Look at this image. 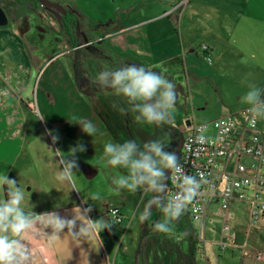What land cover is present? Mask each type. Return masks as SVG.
Returning <instances> with one entry per match:
<instances>
[{
  "label": "rangeland",
  "instance_id": "1",
  "mask_svg": "<svg viewBox=\"0 0 264 264\" xmlns=\"http://www.w3.org/2000/svg\"><path fill=\"white\" fill-rule=\"evenodd\" d=\"M30 1L31 7L23 4L24 0L20 3L17 0H0L1 6L7 8L13 24L22 29L28 26L35 39L41 41V44L37 41L36 45L31 44L32 53H45V49L51 48L47 52L48 57L44 59L46 63L41 62L36 67V81L21 97L26 110L24 116L19 114L23 133L22 139L15 144L18 143L16 147H21L24 139V146L19 154V167H23L20 168L16 181L18 186L20 182L25 189V204H31L37 214L55 210L64 216L69 214L74 206L87 208L89 205L83 203L85 198L87 203L92 204L91 219L103 217L113 224L111 231L105 229L98 238L101 239V264H114L115 253L118 251L120 255L116 264H264V234L261 233L264 223L263 226L250 227L248 214L243 215L244 221L239 224L235 217L232 219L228 236L227 225L215 215H208L204 220L196 222L189 215L183 214L174 222V235L154 230V224L164 219L161 211L156 218L151 217L156 210L155 206H152L147 220L139 219L155 194L144 189L134 193L116 190L112 180L125 174L126 170L108 166L101 161L104 143L109 140L123 143L134 139L143 145L147 141L159 140L166 150L178 151L181 145L180 137L165 129L162 124L149 125L137 120L138 113L133 112L128 100L116 91L112 95L122 98L120 102L129 105L127 108L131 112L127 113L121 105L113 104L105 94L81 89L76 63L72 70L70 60L66 56H60L62 39L59 36L54 41L58 33L54 29L55 24L51 21L50 14L60 20V13L52 10L48 13L45 8L39 9L35 7L33 0ZM59 3L66 9L79 10L81 36L83 37V32L86 35L81 42L87 46L82 67L97 79L103 71H115L131 64L127 58L140 63L146 60L153 62L151 54L154 53V57L161 59L158 43H163V39L164 43L171 44L164 46L162 54L172 56L182 53L183 44H186V48L193 50L190 68L207 71L206 67L210 65L208 61L201 55L197 57L194 52H199L203 44L208 45L211 41L217 43V31L224 27H235L237 24L242 26L246 15L252 16L254 11H258L264 16V0H62ZM191 3L197 7L198 17L194 20L187 17L182 35L174 15H178L183 7L189 10ZM196 7L193 8L196 10ZM164 11L175 14L164 16ZM44 33L46 35L43 37ZM42 37L46 43L51 42L47 47L42 43ZM154 47H157L158 51H152ZM71 53L72 60L74 52ZM163 58L165 59L164 56ZM179 65L176 63L177 67ZM206 76L208 75L203 76L206 79L192 80L195 89L196 85L201 91L211 87V78ZM218 77L220 81L227 79V76H222L221 73ZM189 81L191 79L183 76L180 83H175L178 99L172 124L177 129H184L188 120L203 124L221 118L222 105L229 98V91L224 89H219L218 93L206 91L203 99H200V96L194 98L192 94L195 89L190 86ZM225 85L228 86V82ZM212 104L220 105L213 108ZM74 115L91 121L103 135L91 137L85 134L81 127L75 124L77 121L72 120ZM42 118L45 120H40ZM47 130L58 133L57 144H52ZM209 131L214 133L212 124ZM78 142L83 143L87 149L83 153H77L79 171L76 173V188L79 192L73 190L71 184L56 179L59 158L54 153L57 148L68 153ZM4 144H7L5 135ZM9 148L10 151L13 150V147ZM2 154L0 173L10 172L11 175L14 165L13 161L9 165L6 164L7 147L3 148ZM243 163L248 168L257 165V161L252 158H245ZM90 193H98L100 199L91 200ZM65 206L68 209H64ZM149 221L154 222L149 224ZM143 232L147 237L144 235L142 239ZM253 236L254 238L249 240ZM72 240V236L68 234L56 240L64 264L66 256H76L74 245L70 244ZM125 254H130L128 260Z\"/></svg>",
  "mask_w": 264,
  "mask_h": 264
},
{
  "label": "clouds",
  "instance_id": "2",
  "mask_svg": "<svg viewBox=\"0 0 264 264\" xmlns=\"http://www.w3.org/2000/svg\"><path fill=\"white\" fill-rule=\"evenodd\" d=\"M206 60L211 63L210 58ZM160 67L154 65L146 68L128 64L115 71L101 72L98 81L127 98L132 105L131 110L138 113L137 120L149 125L171 124L178 91L176 84L168 79L163 71L156 70ZM242 83L247 85L248 91L241 96V103L249 106L248 112L253 120L264 118V89L249 83L247 78ZM72 120L77 121L75 124L88 136L103 135L91 121L75 115L72 116ZM47 135L51 137L53 145L59 142L58 133L47 130ZM203 139V136L198 137V140ZM86 150V146L78 142L68 153L62 152L59 148L54 151L59 158L56 179L71 184L73 190L77 192H79L76 188V173L79 171L77 153ZM51 151L53 152L52 149ZM100 159L108 166L126 170L125 174L112 180L116 190L134 193L144 189L155 194L139 219L147 220L152 206H155L163 213L164 219L154 224V230L166 235L176 234L174 222L201 195L202 186L206 183L203 173L189 175L177 152L166 150L165 145L159 140L147 141L143 145L134 139L123 143L109 140L104 143ZM169 173L170 179L178 188V191L170 195L167 183ZM25 198L26 192L21 183L19 182L18 186V182L10 179L7 172L0 173V264H31L32 249L23 237L25 234L35 232L37 224L49 230L45 233L49 243L59 240L64 234L71 235L76 240L89 239L93 236L100 238L105 229L109 231L113 229L109 219L90 218L93 208L85 198L83 203L89 205L87 208L74 206L71 212L64 216L55 210L37 214L31 204H25ZM89 198L96 201L100 196L98 193H90Z\"/></svg>",
  "mask_w": 264,
  "mask_h": 264
},
{
  "label": "crops",
  "instance_id": "3",
  "mask_svg": "<svg viewBox=\"0 0 264 264\" xmlns=\"http://www.w3.org/2000/svg\"><path fill=\"white\" fill-rule=\"evenodd\" d=\"M51 1L59 3V1L62 0ZM172 1L177 2L182 0ZM180 4L181 3H179V5ZM38 7L40 9L42 8V5ZM193 7H196V5L194 3H191V5H189V10L188 8L184 9L183 7L178 15H174L175 13H168L167 11H164L163 15L166 16L167 14H173L174 17L176 16V22H178V24L180 25L183 35V24L187 22V17L189 16L193 20L194 18L198 17L196 12L197 7L196 10ZM43 8H45L48 13H51L49 10H51L52 8ZM52 11L58 10L52 9ZM78 11L77 9L73 10V12H75V14L80 17V12ZM222 14H224V12H222ZM8 16L10 18L9 24L5 27H0V154L1 157H3V148L7 147V157H5L6 164L9 165L11 161H13L14 169L12 170V174L14 173V176H12V174L9 175L10 172L7 174L10 179L16 180L19 176L20 168L23 167V165L19 167V164L21 163L19 162V154L22 150L21 147L24 146V139L21 142V147H16L19 143V139H22L23 133L19 123V114H23L24 116L26 110L21 97L25 95L27 89H29L36 81V78L38 77V71L36 67L41 62H43L42 64L46 63L44 62V59L48 57L47 52H49L51 48H48V50L45 49V51H47L45 53H41L40 51L32 53L30 49L31 44H37V40L32 34V30H28V26L25 29H22L19 25H14L11 16L9 14ZM50 18L51 21L55 24L54 29L58 33V36L54 38V41H56V38H58L59 36L63 41V43L61 44L63 45V47H61L62 49H60V46H58V49H60V56H66L70 60L73 70V65L75 64L76 60L75 57L72 60L70 59V49L73 47H71L68 42V34L63 27L64 25L62 26V23L55 15L50 14ZM217 33V43L211 41V43L208 44L211 48L210 55L213 58V62L212 64L208 65L209 67H206L207 71H199V68H190V59L193 55V50L186 48V44L184 45L183 42V49L181 48L183 50L182 53H177L172 56L162 54L164 46L167 47L171 44L170 42L164 43V39L163 43H158L161 49V59L154 57V53L151 54L153 62H148L145 59L146 61L142 62L144 64L140 63L137 60L134 61L131 58L127 59H129L128 61L130 63L132 62L131 64L144 66L146 68L152 67L154 65H160L161 67L156 70L163 71L165 76L174 83H180L182 81V77L184 76L186 79H191V81H189V84L191 86L192 80L199 81L201 79H206L203 76L208 75L206 77L211 78V87L207 86L208 88H204L201 91L198 85H196V89L195 86L192 85V87L195 89V92L192 94L193 97L195 98L196 96H200V99H203L202 96L205 97L204 94L206 93V91H208L209 93H212L213 91L215 93H218L219 89L227 90L229 91V98L224 102V105H222V116H220L226 117L231 114H235V112L237 111H239L238 113H240L245 107H249L248 105L241 103V96H243L248 91L247 85L243 84L242 81L247 78L249 83H254L261 89H264V16L262 13L254 11V14L252 16L246 15V21L242 26L239 27L237 24L235 27H224L221 31H217ZM83 34H85V32H83ZM45 35L46 34L44 33L43 37ZM43 37L42 43L45 45V47H47L51 42L46 43L45 39L43 40ZM169 40L170 39L168 38L167 41ZM37 42L41 44V41ZM155 49H157V47L152 48V51H154ZM194 53H196L197 57L201 55L200 51ZM163 56L165 57V59L163 58ZM142 59H144V57H142ZM156 60L158 61V63H156ZM176 63L180 64L179 67L176 66ZM42 64H40V66ZM220 73L222 74V76H227V79L224 81H220L218 77L220 76ZM174 77H178V81L175 80ZM212 82H215L216 84H212ZM227 82L228 86L225 85ZM114 92L115 90L113 89L111 91L105 90L104 92H101V95H107L113 104L121 105L127 113L131 112V110L127 108L130 107L129 105H124L122 102H120L122 98H116L112 95ZM219 105L220 104H212L211 106H213V108H216ZM237 115L241 116L240 114ZM190 122L198 123L194 120H188L187 125L186 127H184V129H177L175 127L173 128L181 132L183 130L186 132L190 126V124L188 125V123ZM171 125L174 126L172 123ZM181 132L176 133L177 136H179ZM4 135L7 144H4ZM211 135H214V133ZM16 142L18 143L15 144ZM9 147H13V150L10 151ZM244 159L245 158L241 159L242 163ZM236 162L237 157H234L232 159V163L230 164H227L224 159H218V163L221 166H228V169L231 171L235 170ZM255 167L256 164L251 166V168ZM220 189H223V184L220 186ZM221 203L222 200L220 197L214 198L210 204L208 215H215L218 219L224 221L223 214L225 213L220 210ZM242 205H246L247 207L245 208ZM64 209H68V207L65 206ZM247 210L248 205L246 203L241 201H234L230 213L233 215V217H235V221L237 220L239 224L240 221H244L243 215L248 214ZM122 212L125 214L124 211ZM249 226L257 227L252 224ZM47 231L49 230L44 229L42 225L37 224L35 232L25 234L23 237V240L32 249L33 259L31 264H64L63 258L58 251L59 246L57 242H48L45 235ZM261 233L264 234V227L261 230ZM252 238H254V236L250 237L249 240H252ZM72 243L76 250V256L74 258L66 256V264H101V239L98 240V238L96 239V237L93 236L89 239H73L70 244ZM62 250L64 251V242L62 243ZM119 255V251L115 253L114 264L117 263ZM125 255H127L126 260H128L130 254ZM138 258L139 256L137 253V262L139 261Z\"/></svg>",
  "mask_w": 264,
  "mask_h": 264
},
{
  "label": "built area",
  "instance_id": "4",
  "mask_svg": "<svg viewBox=\"0 0 264 264\" xmlns=\"http://www.w3.org/2000/svg\"><path fill=\"white\" fill-rule=\"evenodd\" d=\"M240 114L243 122H239L235 115L221 117L212 123L190 122L179 155L189 175L203 173L206 180L201 195L184 214L193 221H202L208 216L213 199L220 197L227 236L230 235L231 220L234 218L230 213L234 201L251 202L249 213L252 225L259 226L264 222V118L253 120L248 108ZM211 124L214 135L209 131ZM200 136L204 137L203 141L198 140ZM234 157H237L235 170L231 171L228 166L218 163V159H224L230 164ZM246 157L257 161L255 168H248L241 162ZM222 184L223 189H220ZM168 188L169 194L178 191L171 179Z\"/></svg>",
  "mask_w": 264,
  "mask_h": 264
},
{
  "label": "flooded vegetation",
  "instance_id": "5",
  "mask_svg": "<svg viewBox=\"0 0 264 264\" xmlns=\"http://www.w3.org/2000/svg\"><path fill=\"white\" fill-rule=\"evenodd\" d=\"M32 2H34L35 7H38L41 5V3L38 0H33ZM16 3H12V4H16ZM23 4L30 6V3L24 2ZM3 7L7 11V13L9 14L7 8L5 6H3ZM42 7H44V6H42ZM65 9H66V7H65ZM56 12L60 13V15H61L60 22L62 23V26L64 25L63 27L65 28V31L68 34V42H69L70 46L73 47L70 50H71V52L74 51V57L76 60L75 63H76V65L79 63L77 65V68L80 69L79 68L80 65L84 66L82 59L86 58V57H83V55L86 51L85 47H87V46H86V44L81 42V39H83L86 35L83 34V37L81 36L82 32L80 31L79 16L76 15L75 12H73L72 10H69V9H66L65 14L62 12H59V11H56ZM73 29H75V31H73ZM83 70H86V69L83 68ZM89 76L92 79V83H99L98 79L95 77H92L90 75V73L88 74V76L87 75L85 76L87 80H88ZM109 90L111 91L112 89L109 88ZM96 93H101V91L96 92ZM167 130L170 131L172 134L177 135L173 131H171L169 129H167ZM179 132H181V131H179ZM182 133H184V135H185V131H183ZM178 137H180V135ZM180 141H181V145H180L178 151H176L178 155H180L181 150H182V145H183L181 137H180Z\"/></svg>",
  "mask_w": 264,
  "mask_h": 264
},
{
  "label": "trees",
  "instance_id": "6",
  "mask_svg": "<svg viewBox=\"0 0 264 264\" xmlns=\"http://www.w3.org/2000/svg\"><path fill=\"white\" fill-rule=\"evenodd\" d=\"M19 3L22 1V0H17ZM24 2H26V3H30L31 1L30 0H24ZM200 53H201V55L203 54V57L206 59V58H209L210 57V59H211V63H209V64H212V62H213V58H212V56L210 55V53H211V48L209 47V45H207V44H203L202 46H201V49H200ZM208 61V60H207ZM79 64V63H78ZM77 64V65H78ZM79 68L80 69H76V73H77V75H78V82H79V85H80V88L81 89H83V90H91V91H93V92H99V91H101V92H104L105 90H109V87H106V86H103V85H101L100 83H92V79L90 78V76L88 77V80L86 79V75L88 76V74H89V72L87 71V70H83V67L80 65L79 66ZM245 108H248V107H245ZM244 108V109H245ZM241 113V112H240ZM240 113H238V114H240ZM231 115H235L236 117H237V119H238V121L239 122H243L244 120H243V116H238L237 114H231ZM241 115V114H240ZM230 116V115H229ZM241 117V118H240ZM163 126H164V128L165 129H169V130H171V131H173L174 133H179V131L177 130V129H175V128H173V126L171 125V124H168V123H164V124H162ZM247 158H251V157H247ZM238 201V200H237ZM244 203H246V204H248V210H247V212H248V219L250 220V223L252 224V222H251V215H250V211H251V208H252V204H251V202H249V201H246V202H244ZM156 208V207H155ZM231 208H232V206H231ZM158 212H160V210L158 209V208H156V210L152 213V218H156L157 217V215H158ZM234 219V218H233ZM151 222H154V221H149V224H151ZM264 223V222H263ZM262 223V224H263ZM250 224V225H251ZM260 226V225H259ZM143 235H142V238H144V235H145V232H143L142 233ZM145 236H147V234L145 235Z\"/></svg>",
  "mask_w": 264,
  "mask_h": 264
},
{
  "label": "water",
  "instance_id": "7",
  "mask_svg": "<svg viewBox=\"0 0 264 264\" xmlns=\"http://www.w3.org/2000/svg\"><path fill=\"white\" fill-rule=\"evenodd\" d=\"M42 6L47 7V8H52V9H56L62 13H66V9L59 3L51 1V0H38ZM9 16L7 14V12L5 11V9L1 6L0 4V27H5L9 24ZM190 123H188L189 125ZM180 137L182 139V143L184 141V133L180 134ZM168 177L170 179V173L168 174ZM168 187H169V180H168ZM166 194V193H165Z\"/></svg>",
  "mask_w": 264,
  "mask_h": 264
}]
</instances>
